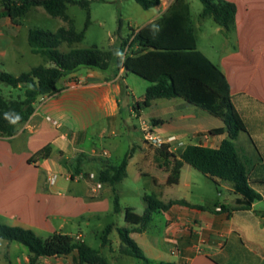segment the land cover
<instances>
[{
  "label": "crops",
  "instance_id": "crops-1",
  "mask_svg": "<svg viewBox=\"0 0 264 264\" xmlns=\"http://www.w3.org/2000/svg\"><path fill=\"white\" fill-rule=\"evenodd\" d=\"M173 1L160 0L158 6L145 10L140 27L158 19ZM225 1L235 5V20L229 30L214 22V31L224 34L220 49L209 51L216 63L197 49L229 84L232 105L244 124L235 148L246 166L249 186L260 200L244 206L246 201L232 183L206 177L219 187L217 197L222 200L213 202L208 195L214 189L205 183L203 197L194 202L197 171L188 164L182 166L178 183L167 185L169 172L157 166L156 149L144 141L141 121L154 125V132L176 157L187 145L217 149L228 133L209 132L225 125L181 98L157 99L146 108L138 107L149 84L137 92L131 73L112 62L106 71L80 68L63 77L52 95L36 100L33 114L12 137L0 138V224L32 230L43 239L59 233L86 243L85 230L97 237L95 229L103 218L113 215L114 208L113 187L98 183L97 173L104 166L118 165L132 151L126 176L134 164L162 203L183 200L189 206L172 204L153 214L144 230L129 234L148 262L122 255L120 238L117 249L111 247L110 239L104 247L100 243L94 249L109 264H264V0ZM22 30V19L15 24L0 17V73L18 76L44 64L43 59L34 64L30 48L28 52L19 48ZM122 141L128 151L121 152L118 162H110L120 155ZM45 148L44 155L37 156ZM145 211L146 205L137 214ZM118 214L125 225L108 224L114 226L110 235L131 228L124 214ZM29 259L23 245L0 240V264H29ZM77 262V253L72 252L40 258L36 264Z\"/></svg>",
  "mask_w": 264,
  "mask_h": 264
},
{
  "label": "trees",
  "instance_id": "trees-1",
  "mask_svg": "<svg viewBox=\"0 0 264 264\" xmlns=\"http://www.w3.org/2000/svg\"><path fill=\"white\" fill-rule=\"evenodd\" d=\"M133 1L143 10L160 4V0ZM199 1L203 6L201 17L211 18L225 30L232 27L236 13L233 3L225 0ZM68 5L80 6L88 12L89 1L0 0V17H8L15 24L36 7H41L49 16L65 23V26L54 32L42 29L28 31V46L33 54L43 59L44 64L34 66L18 76L0 73L1 84L22 91L16 99L0 96V138L12 137L17 127L33 114L36 100L52 95L63 77L80 68L106 71L115 62L118 68L122 67L149 83L142 100L136 104L138 107L146 108L157 99L181 98L220 118L225 125L209 132L228 133V138L217 149L187 145L180 156L176 157L165 144L156 148L157 166L169 172L167 185L177 184L182 166L188 164L210 179L217 178L232 183L234 191L246 201L244 206L260 200V196L249 186L246 166L234 144L240 132L244 131V124L232 105L229 84L224 74L197 49L187 0H174L158 19L137 31L132 30L117 51L122 56L97 48H73L74 44H79L85 37L89 13L84 29L78 32L73 20L66 14ZM62 45H66L68 50H60ZM6 113L9 114V119H14L18 114L19 121L10 123L5 118ZM45 151L46 148L37 153V156L44 155ZM131 155L132 151H129L118 165L104 166L96 176L98 183L113 187L115 214L120 213L121 209L114 186L126 177V167ZM81 158H77L78 166ZM143 201L146 204L145 213L138 215L132 208H125L124 220L131 228H120L117 231L121 241L120 253L148 262L129 234L144 230L152 221L153 214L167 210L172 204L189 205L183 200L164 204L156 194H145ZM113 228L111 224L103 230L100 237L102 247L109 243ZM0 240L16 242L26 247L30 256L29 264H36L43 257L67 256L72 252L77 253V264H109L100 250L91 248L84 242H75L72 237L64 234L55 233L43 239L32 230L0 224Z\"/></svg>",
  "mask_w": 264,
  "mask_h": 264
},
{
  "label": "rangeland",
  "instance_id": "rangeland-1",
  "mask_svg": "<svg viewBox=\"0 0 264 264\" xmlns=\"http://www.w3.org/2000/svg\"><path fill=\"white\" fill-rule=\"evenodd\" d=\"M88 1V12L86 9L77 5H68L66 10V14L73 20L74 27L78 32L84 29L88 16L87 14L89 13V25L85 31L84 39L76 45L78 48H97L116 54L121 47L122 41L130 35L132 30H136L145 22V16L148 13L133 0ZM187 2H189L191 24L194 30L197 47L199 50L205 52V54L216 63L217 60L210 57L209 51L214 49L217 52L218 49H220L224 43V34H219L214 31L216 24L211 18L201 17L203 6L199 0H188ZM22 22L23 30L19 36V48L24 52L29 51V46L27 44V31L30 29H42L54 32L59 27L65 26V23L61 19L49 16L41 7L32 8L31 11L22 18ZM60 50L67 51L68 47L62 45ZM29 57H32L34 64H37L42 60L38 55ZM130 77L131 84L135 86L137 92L143 90V85L149 84L147 81L134 74H130ZM18 95L19 92L14 88L1 84L0 96L7 99H16ZM130 99H132V97H130ZM133 121L136 124V119H133ZM122 142L120 155L115 154L110 162H118L122 158L123 150L124 152L128 151L126 141ZM194 173L196 179L194 178L193 180H195L198 188H193V193H196L191 196V200L199 202L200 198L203 197V191L205 193L206 183V185L210 187L212 186L214 189L213 193H209L208 196L213 199V202H217L216 200L219 198L217 197L219 187L214 185L211 180L206 178L202 173L198 171ZM115 189L119 198L121 213H123L124 209L127 207L132 208L135 213L142 212L146 205L143 201V196L153 192L152 184L143 176L139 175V170L134 164L131 165L128 176L116 184ZM221 200L222 197L219 198V201ZM112 222L119 224V226L125 225L121 215L113 212V215L102 219L100 228L95 229V232H98L97 237H95V234H93L92 231L85 230L86 243L93 248H99L101 243L99 236L104 227ZM109 239L111 241V247L117 249L119 236L114 233L109 236Z\"/></svg>",
  "mask_w": 264,
  "mask_h": 264
},
{
  "label": "built area",
  "instance_id": "built-area-1",
  "mask_svg": "<svg viewBox=\"0 0 264 264\" xmlns=\"http://www.w3.org/2000/svg\"><path fill=\"white\" fill-rule=\"evenodd\" d=\"M141 131L143 134L144 141L151 147L155 149L165 144L164 139L158 136L154 132V125L150 121H141ZM107 153H104L106 155ZM98 187L100 184L97 185Z\"/></svg>",
  "mask_w": 264,
  "mask_h": 264
},
{
  "label": "clouds",
  "instance_id": "clouds-1",
  "mask_svg": "<svg viewBox=\"0 0 264 264\" xmlns=\"http://www.w3.org/2000/svg\"><path fill=\"white\" fill-rule=\"evenodd\" d=\"M116 54L118 56H122V53H120V52H117ZM5 118L9 119V114L8 113L5 114ZM19 119H20V116L18 114H16L14 119H9V122L15 124V123H17L19 121Z\"/></svg>",
  "mask_w": 264,
  "mask_h": 264
}]
</instances>
